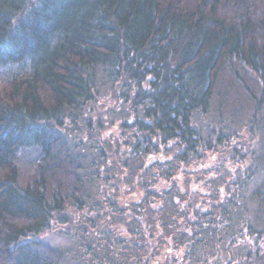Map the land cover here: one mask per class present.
<instances>
[{"label": "trees", "instance_id": "1", "mask_svg": "<svg viewBox=\"0 0 264 264\" xmlns=\"http://www.w3.org/2000/svg\"><path fill=\"white\" fill-rule=\"evenodd\" d=\"M0 264H264V0H0Z\"/></svg>", "mask_w": 264, "mask_h": 264}, {"label": "rangeland", "instance_id": "2", "mask_svg": "<svg viewBox=\"0 0 264 264\" xmlns=\"http://www.w3.org/2000/svg\"><path fill=\"white\" fill-rule=\"evenodd\" d=\"M211 158V157H210ZM214 162L213 159L209 161L208 164L212 165ZM216 163L219 164V160L216 159ZM261 177H259L260 179ZM66 227L60 226L59 224H56L53 226L51 231H48L47 233H44L40 235L38 238H43L44 241L48 242L49 244L56 246L61 249H68L71 248L73 245V241L69 239L67 236H64L60 234V230H64Z\"/></svg>", "mask_w": 264, "mask_h": 264}]
</instances>
